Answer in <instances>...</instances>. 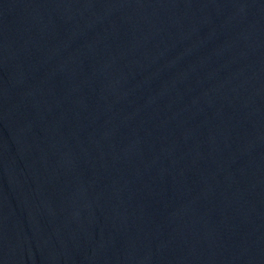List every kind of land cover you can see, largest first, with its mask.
<instances>
[{"label":"water","instance_id":"water-1","mask_svg":"<svg viewBox=\"0 0 264 264\" xmlns=\"http://www.w3.org/2000/svg\"><path fill=\"white\" fill-rule=\"evenodd\" d=\"M0 264H264V0H0Z\"/></svg>","mask_w":264,"mask_h":264}]
</instances>
